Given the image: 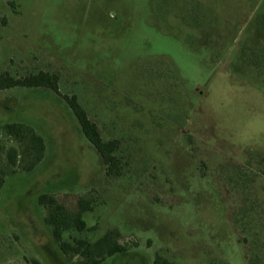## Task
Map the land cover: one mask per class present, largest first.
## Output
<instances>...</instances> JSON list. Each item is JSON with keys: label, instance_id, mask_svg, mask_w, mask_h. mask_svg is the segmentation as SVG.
Returning a JSON list of instances; mask_svg holds the SVG:
<instances>
[{"label": "rangeland", "instance_id": "374dc122", "mask_svg": "<svg viewBox=\"0 0 264 264\" xmlns=\"http://www.w3.org/2000/svg\"><path fill=\"white\" fill-rule=\"evenodd\" d=\"M0 18V74L55 75L120 169L105 177L51 92H0V264L79 261L57 254L40 195L93 202L62 240L116 231L126 253L102 264H264V0H0ZM10 124L43 142L29 173L6 166Z\"/></svg>", "mask_w": 264, "mask_h": 264}, {"label": "trees", "instance_id": "16d2710c", "mask_svg": "<svg viewBox=\"0 0 264 264\" xmlns=\"http://www.w3.org/2000/svg\"><path fill=\"white\" fill-rule=\"evenodd\" d=\"M5 25V19L0 18V30ZM12 90H45L60 98L74 118L82 137L99 156L105 177H120L119 161L116 157L117 142L104 143L101 141L96 127L88 121L76 97L58 95L57 77L55 75L39 72L22 78H13L7 73L0 74V92ZM1 131L21 148L20 155L14 149L5 153L8 169H18L21 173L31 172L43 159L44 146L41 138L30 128L18 124L4 125L1 127ZM259 164L263 167L261 176H264V161L260 159ZM14 173L12 171V175ZM5 178L6 176L0 172V187ZM35 204L37 208L44 211L45 214L41 223L48 230L57 254L66 263H70L73 258H78L79 261L75 264H102L107 259L126 253V249L118 244L119 234L116 231L106 232L92 244L84 240H74L71 244L62 240V237L67 233L82 234L85 232L86 228L81 217L94 210L92 201L78 199L75 203L74 212L67 211L50 195L38 196ZM31 264L38 263L32 262ZM152 264L167 263L155 257ZM247 264H258V262L254 259L249 260Z\"/></svg>", "mask_w": 264, "mask_h": 264}]
</instances>
